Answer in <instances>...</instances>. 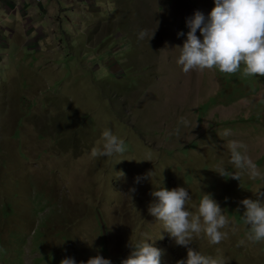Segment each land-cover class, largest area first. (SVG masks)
<instances>
[{
  "label": "rangeland",
  "instance_id": "obj_1",
  "mask_svg": "<svg viewBox=\"0 0 264 264\" xmlns=\"http://www.w3.org/2000/svg\"><path fill=\"white\" fill-rule=\"evenodd\" d=\"M52 2L50 21H22L26 36L14 42L6 30L0 44V246L11 260L0 264L96 255L119 264L129 243L147 239L161 264L186 260L189 247L226 264H264L241 203L264 191V77L185 74L176 62L186 21L197 10L207 17L214 0ZM105 129L124 139L122 156L91 157ZM233 142L260 176L233 165ZM161 187L186 188L193 213L211 194L230 221L227 237L177 245L148 212Z\"/></svg>",
  "mask_w": 264,
  "mask_h": 264
},
{
  "label": "clouds",
  "instance_id": "obj_2",
  "mask_svg": "<svg viewBox=\"0 0 264 264\" xmlns=\"http://www.w3.org/2000/svg\"><path fill=\"white\" fill-rule=\"evenodd\" d=\"M214 5L207 17L197 10L186 21L189 31L182 47L177 46L180 49L177 64L185 74L212 69L235 74L242 69L244 76L264 77V0H214ZM183 35L182 32L178 33V36ZM144 36L145 33L141 32V38ZM181 122L187 123L183 118ZM102 139V146L91 150L92 158L122 156L127 150L124 139L113 134L110 129L103 131ZM243 147L236 142L231 144V162L237 169L246 170L252 178H256L260 173L239 150ZM216 172L240 180L239 173H229L223 167H218ZM123 175L121 172L119 176ZM140 179L137 177L136 182L139 183ZM130 191L134 192L135 189ZM254 194L256 199L241 201L245 209L242 219L248 227L246 239L252 243H261L264 242V191L260 189ZM151 195L154 200L148 207L149 214L156 221L162 222V229L177 245L187 247L201 233L212 245L221 243L227 237V232L222 230L230 225V221L211 194L203 193L199 204L195 206V213L188 208L191 196L184 187L171 190L161 187ZM147 241L129 243L131 253L121 264H161V250ZM60 264H76V261L65 258ZM86 264H112V261L96 255L89 258ZM177 264L226 262L223 257L207 256L189 247L187 259L179 260Z\"/></svg>",
  "mask_w": 264,
  "mask_h": 264
},
{
  "label": "crops",
  "instance_id": "obj_3",
  "mask_svg": "<svg viewBox=\"0 0 264 264\" xmlns=\"http://www.w3.org/2000/svg\"><path fill=\"white\" fill-rule=\"evenodd\" d=\"M45 2H48V4L46 5ZM37 6L41 8V13L43 15L41 18H39ZM51 10H54L52 16H54V14L56 15L58 12V6H54L52 0H42L39 3L37 0H0V16H2L6 24L4 32L8 30V37L14 42L18 41L15 38L24 34L22 21H50L48 13H50ZM59 10H62L61 6ZM60 15L59 13L58 17H60ZM56 20L57 18L52 19V21Z\"/></svg>",
  "mask_w": 264,
  "mask_h": 264
},
{
  "label": "trees",
  "instance_id": "obj_4",
  "mask_svg": "<svg viewBox=\"0 0 264 264\" xmlns=\"http://www.w3.org/2000/svg\"><path fill=\"white\" fill-rule=\"evenodd\" d=\"M97 215V214H96ZM99 217V216H98ZM101 223V225H102V228L104 227V224H103V222H100ZM100 234H102L103 235V237L105 238V236H104V230H102L101 231V233ZM16 237H21V235H16ZM100 241H101V239H100ZM104 242H105V245H104V247L106 248V239H104ZM107 249V248H106ZM104 253V252H103ZM106 254V253H105ZM0 259H4V260H7V262L8 263H10L11 262V260L10 259H8L7 257H6V249L3 247V246H0ZM18 260V261H17ZM40 260V259H39ZM114 260V259H113ZM116 260L117 261H119V264H121V259L120 260H118V258H116ZM16 263H22V259H21V251L20 250H18L17 251V258H16Z\"/></svg>",
  "mask_w": 264,
  "mask_h": 264
},
{
  "label": "built area",
  "instance_id": "obj_5",
  "mask_svg": "<svg viewBox=\"0 0 264 264\" xmlns=\"http://www.w3.org/2000/svg\"><path fill=\"white\" fill-rule=\"evenodd\" d=\"M37 1L39 3L42 0H37ZM4 31H5V27H4L2 18L0 17V44H2L4 42Z\"/></svg>",
  "mask_w": 264,
  "mask_h": 264
}]
</instances>
